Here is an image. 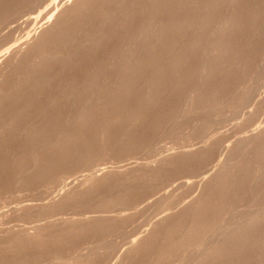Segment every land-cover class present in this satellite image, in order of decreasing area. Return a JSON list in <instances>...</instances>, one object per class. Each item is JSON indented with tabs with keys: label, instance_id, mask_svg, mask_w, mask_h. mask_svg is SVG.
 I'll list each match as a JSON object with an SVG mask.
<instances>
[{
	"label": "rangeland",
	"instance_id": "obj_1",
	"mask_svg": "<svg viewBox=\"0 0 264 264\" xmlns=\"http://www.w3.org/2000/svg\"><path fill=\"white\" fill-rule=\"evenodd\" d=\"M0 264H264V0H0Z\"/></svg>",
	"mask_w": 264,
	"mask_h": 264
},
{
	"label": "bare ground",
	"instance_id": "obj_2",
	"mask_svg": "<svg viewBox=\"0 0 264 264\" xmlns=\"http://www.w3.org/2000/svg\"><path fill=\"white\" fill-rule=\"evenodd\" d=\"M53 3H54V2H53ZM53 10H54V9H53ZM47 11H48V10H47ZM51 11H52V10H51ZM45 12H46V11H45ZM15 47H16V46H15ZM17 47H18V46H17ZM16 49H17V48H16ZM11 50H12V49H11ZM18 50H20V49L18 48ZM9 51H10V50H9ZM11 52H12V51H11ZM11 52H9V55H10ZM13 52H15V50H14ZM17 52H18V51H17ZM2 63H3V62H2ZM2 63H1V64H2ZM256 130H257V129H256ZM206 174H207V172H206ZM208 176H209V175H208ZM206 177H207V176H206Z\"/></svg>",
	"mask_w": 264,
	"mask_h": 264
}]
</instances>
